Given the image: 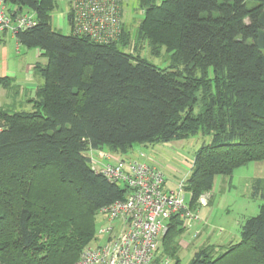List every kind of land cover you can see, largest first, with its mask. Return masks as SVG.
<instances>
[{"label": "trees", "instance_id": "obj_1", "mask_svg": "<svg viewBox=\"0 0 264 264\" xmlns=\"http://www.w3.org/2000/svg\"><path fill=\"white\" fill-rule=\"evenodd\" d=\"M7 2L35 14L37 26L15 40L46 63L33 65L42 83L30 111L0 108V264H73L98 212L125 200L127 188L92 171L89 151L125 155L134 144L209 136L186 179L192 210L216 176L264 161V0H140L134 36L122 24L109 45L55 32L57 0ZM131 42L154 56L164 49L169 66L127 52ZM0 85L15 91L11 79ZM251 197L264 201V179ZM184 232L174 218L161 239L172 264ZM188 264H264V203L238 243L205 245Z\"/></svg>", "mask_w": 264, "mask_h": 264}, {"label": "built area", "instance_id": "obj_2", "mask_svg": "<svg viewBox=\"0 0 264 264\" xmlns=\"http://www.w3.org/2000/svg\"><path fill=\"white\" fill-rule=\"evenodd\" d=\"M66 20L73 36L113 44L122 34L121 0H68ZM36 26L33 12L0 0V33L15 39ZM88 159L92 171L129 192L125 200L98 212L102 223L96 226L95 243L84 247L73 264H172L160 252L170 221L178 219L185 230L200 223L197 211L185 202L186 180L169 190L162 171L144 161L116 158L104 150L89 151Z\"/></svg>", "mask_w": 264, "mask_h": 264}, {"label": "rangeland", "instance_id": "obj_3", "mask_svg": "<svg viewBox=\"0 0 264 264\" xmlns=\"http://www.w3.org/2000/svg\"><path fill=\"white\" fill-rule=\"evenodd\" d=\"M160 1L157 0V3ZM67 2L68 0H57V8L51 14L53 30L64 36L71 34L66 20ZM121 7H123L121 20L126 30L133 37L142 19L139 0H121ZM9 36L7 34L6 37V46L8 49L7 66L11 70H19L23 66V62H21L23 55L29 52L30 56L35 51L20 48L21 55H17ZM126 50L134 56L138 55L142 59H145L149 64L159 69H166L169 66V55L166 54L164 49H161L158 56H154L150 54L147 45L142 43L138 48H135L134 43L131 42ZM26 61H29V57ZM1 62L2 59H0V66ZM27 111H30L29 107H27ZM210 141L211 138L209 136L203 137L201 134H196L185 140L172 141L164 144L147 146L134 144L132 150L124 157L139 161H148L151 165L156 166L165 176L166 189L174 190L180 181L187 179L189 167L193 163L196 152L202 145H207ZM104 150L106 151L107 149ZM254 179H264V161L252 162L240 167L233 172L231 177L216 176L214 178L211 191L203 196L207 205L202 204L196 210L200 218V223L196 226L200 227L201 225L205 226L207 224V228L203 230L200 238L195 241L192 240V236L196 232L198 234L200 233V230L195 229V226L185 230L179 237L178 244L182 242L189 245L187 248L179 245V264L189 263L193 253L206 239L207 234H213L212 236H215L220 230H226V232L228 231L239 235V229L244 221L248 218L255 217L259 213L264 201L260 198L251 197L249 185H251ZM189 199L190 195L185 191L186 204H188ZM207 222H209V225ZM101 223L102 220L97 218L96 225H101ZM214 241L212 242L215 243ZM94 243L95 236L86 246L93 245Z\"/></svg>", "mask_w": 264, "mask_h": 264}, {"label": "crops", "instance_id": "obj_4", "mask_svg": "<svg viewBox=\"0 0 264 264\" xmlns=\"http://www.w3.org/2000/svg\"><path fill=\"white\" fill-rule=\"evenodd\" d=\"M154 1H156L157 3V0H154ZM139 6L141 8L142 16H143V8L140 5V0H139ZM122 16H123V7H121V18ZM123 26L125 27L124 24ZM6 37H7V34L0 33V59H2L1 66H0V78L11 79L12 86L15 87L14 89L15 91L12 92L11 96H8L9 95L8 92L0 85V108H9L10 110H13V111H27V107H29L31 110V105L29 103V100H32L34 98L37 87L42 83V81L38 77L34 76L33 65L37 62L41 64H45L46 59L40 57V51L38 49H26L20 46L13 37L9 36V39L14 45L13 47L14 51L16 52L17 55L19 56L21 55L20 48H23L25 50L35 51L30 56H29V52L25 53L23 55V58H21V62H23V66L20 69H22V71H20V69L19 70L9 69L7 66L8 49L6 46V43H7ZM28 57H29V61H26ZM112 154H114L116 158H126L124 157L126 154L121 155V154H117L113 152ZM144 162L151 164L148 161H144ZM191 166L189 167L190 169H191ZM190 169H189V173H190ZM249 186H250L249 189L251 191V185ZM202 204L207 205V202L205 201L203 196L200 198L199 206H202ZM208 204H209V201H208ZM207 223L209 225V222ZM206 228H207V224L205 226L201 225L200 227L195 225V229H199L200 233L196 236H192L193 238L192 240L195 241L196 239L200 238L203 230ZM212 235L213 234H207L206 239L198 246L195 252H197L201 247L205 245H213L215 247H225L228 245H233V244L238 243L240 240V237H238L240 235V229H239V235L228 232V231L226 232V230H224L222 234H216L215 236H212ZM212 241H214L215 243H213ZM179 245L182 246L183 248L189 247L188 244L186 243L184 244L182 242H179ZM195 252L193 253V255L195 254Z\"/></svg>", "mask_w": 264, "mask_h": 264}]
</instances>
